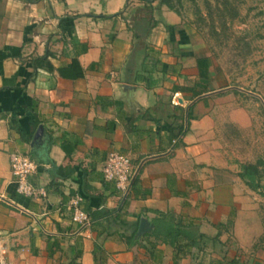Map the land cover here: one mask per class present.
<instances>
[{
    "label": "crops",
    "instance_id": "crops-1",
    "mask_svg": "<svg viewBox=\"0 0 264 264\" xmlns=\"http://www.w3.org/2000/svg\"><path fill=\"white\" fill-rule=\"evenodd\" d=\"M180 23L157 0H0V240L11 264H263L258 211L216 137L218 90L193 93L195 58L210 50ZM110 151L136 166L124 194L102 178ZM10 152L36 162L28 180L43 196L16 191ZM102 208L117 211L90 216ZM156 212L206 237L156 242L146 236Z\"/></svg>",
    "mask_w": 264,
    "mask_h": 264
},
{
    "label": "rangeland",
    "instance_id": "rangeland-1",
    "mask_svg": "<svg viewBox=\"0 0 264 264\" xmlns=\"http://www.w3.org/2000/svg\"><path fill=\"white\" fill-rule=\"evenodd\" d=\"M172 2L184 32L193 34L199 48L210 50L209 86L218 90L213 104L216 137L237 174L239 164L254 162L264 150V0ZM261 171L259 191L241 180L262 223L256 258L264 264V166Z\"/></svg>",
    "mask_w": 264,
    "mask_h": 264
},
{
    "label": "trees",
    "instance_id": "trees-1",
    "mask_svg": "<svg viewBox=\"0 0 264 264\" xmlns=\"http://www.w3.org/2000/svg\"><path fill=\"white\" fill-rule=\"evenodd\" d=\"M150 2L152 0H145ZM172 1L179 3V0H157L158 4H164L171 10H174V4ZM231 16L235 15V11L232 10ZM195 65L197 69V76L202 82L196 85L197 89L193 91L194 95L206 91L207 84L210 83V76L208 73V67L210 65V58L208 56L199 55L195 58ZM264 166V150L260 157L256 158L254 162H246L239 164V170L237 175L244 181V183L253 190L261 189L260 179L262 177L261 167ZM116 209H100L90 215L93 217H102L105 215H111L116 212ZM157 224L151 229L146 236H151L156 242H164L170 246H174L180 239L191 240L192 244L198 246L200 240L206 236L198 231L197 227L191 225H184L179 219H177L172 213L156 212ZM120 223H125L123 220ZM132 224L133 231L136 229V224ZM123 235V234H121ZM127 239V238H126ZM101 250L100 245H95L93 250L94 260L97 259L96 252Z\"/></svg>",
    "mask_w": 264,
    "mask_h": 264
},
{
    "label": "built area",
    "instance_id": "built-area-1",
    "mask_svg": "<svg viewBox=\"0 0 264 264\" xmlns=\"http://www.w3.org/2000/svg\"><path fill=\"white\" fill-rule=\"evenodd\" d=\"M9 167L19 194L29 198H39L45 194L43 187L34 186L28 180L29 175L36 170V162L33 159L22 153L10 152ZM101 174L103 180L112 182L124 194L136 174V166L131 163L127 155L110 151L101 166ZM79 201L80 196L75 194L69 198L68 205L72 209L71 219L82 223L87 221V215L78 207ZM5 254L6 249L0 240V264H11Z\"/></svg>",
    "mask_w": 264,
    "mask_h": 264
},
{
    "label": "water",
    "instance_id": "water-1",
    "mask_svg": "<svg viewBox=\"0 0 264 264\" xmlns=\"http://www.w3.org/2000/svg\"><path fill=\"white\" fill-rule=\"evenodd\" d=\"M40 134V128L37 129L36 133H35V136H38ZM142 220L140 221V226H142ZM139 226V227H140Z\"/></svg>",
    "mask_w": 264,
    "mask_h": 264
}]
</instances>
